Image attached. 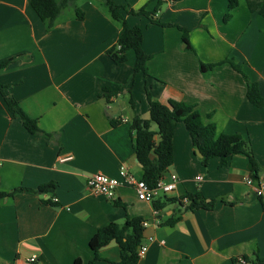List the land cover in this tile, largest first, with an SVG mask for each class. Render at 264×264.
I'll use <instances>...</instances> for the list:
<instances>
[{"label":"crops","instance_id":"0c3cea01","mask_svg":"<svg viewBox=\"0 0 264 264\" xmlns=\"http://www.w3.org/2000/svg\"><path fill=\"white\" fill-rule=\"evenodd\" d=\"M112 1L124 8L131 27L143 31L148 75L135 72L133 51L124 63L109 56L122 24L102 0H78L52 28L31 0H0V62L14 59L0 70V84L41 130L29 133L0 93V190H26L0 201V264H74L77 259L89 264L95 257L90 241L98 230L134 218L148 223L143 233L148 251L139 264L264 259V202L247 185L249 159L237 155L221 166L213 158L205 166L184 123L175 131L174 163L165 173L167 180L177 174L180 185L154 202L200 194L206 202L215 200L212 210L191 212L167 203L157 211L154 202L139 200L133 187H118L112 200L92 195L87 187L99 169L119 177L125 167L143 177L131 124L136 117L150 119L148 95L162 104L194 106L218 134L241 136L261 166L264 183V108L250 103L243 74L230 64L201 70L202 63L233 60L264 96V17L251 5L264 0H239L227 22L228 0ZM157 1L162 6L153 18L160 24L130 14L144 7L152 11ZM182 30L189 33L190 50ZM66 154L73 159L61 162ZM48 184L55 185L53 192L37 191ZM98 255L94 264L121 260L115 242Z\"/></svg>","mask_w":264,"mask_h":264},{"label":"trees","instance_id":"16d2710c","mask_svg":"<svg viewBox=\"0 0 264 264\" xmlns=\"http://www.w3.org/2000/svg\"><path fill=\"white\" fill-rule=\"evenodd\" d=\"M78 0H31V6L39 16V18L47 23L48 28L54 26L57 18L68 7H75ZM105 6L109 9L112 17L122 24V30L118 35L117 44L112 47L108 54L115 63L126 62V54L128 51H133L136 57L135 72H141L148 75L147 63L150 57L143 50V31L140 27H131L124 19L121 11L123 7L115 5L112 0H102ZM228 12L225 16L227 22L231 18V13L239 5V0H228ZM251 5L257 9V12L264 17V2H251ZM162 3L157 1L156 7L152 11H147L144 7L138 11H131L130 14L136 16H146L155 24L160 22L153 18L160 10ZM77 14L80 19L83 15L80 10ZM183 31V42L187 49H192L188 41V31ZM14 59H8L0 62V70L7 68ZM223 64H230L236 71L243 74L247 83V97L250 103L257 108H264V96L261 94L259 85L251 82L246 74L242 71V67L233 60H225L216 64H201L203 73L212 71L215 67ZM8 87L0 84V93L2 94L7 107L14 118H19L27 131L33 135L40 134L41 130L38 122L29 117L19 102L13 97L8 96L6 89ZM149 96L150 103V119L144 120L136 117L132 124L131 129L135 133L134 148L137 158L143 166L142 180L146 181L149 185H156L158 180L162 178L166 171L174 163V147L173 139L177 126L184 123L193 146L196 151L202 154V162L208 166L209 161L213 158L221 160V166H225L228 160L237 155H245L249 159V169L251 177L256 183L259 182V173L261 166L256 160L251 147L239 135L218 134L217 126L214 123L205 124L199 110L194 106L188 105L184 102L169 101L168 104L152 100ZM157 126V131L152 129V126ZM160 136V141L156 142V136ZM154 153V158L151 155ZM55 190L54 184H48L40 187L37 191L49 194ZM26 191L25 189H16L12 193H4L0 190V201L5 197L14 196L19 192ZM29 191V190H28ZM188 203L184 204L183 199H167L164 203L160 200L154 202V209L157 211L163 210L167 203H178L187 211H198L201 209L212 210L215 206V200L206 202V199L200 195H187ZM51 203L50 200L45 201ZM179 221V218L172 219L168 225H173ZM143 220L140 218L129 219L127 222L120 226L109 224L94 235L90 241V248L94 252L95 257L89 264H94L99 260V251L115 242L120 248L121 260L118 264H139L140 258L138 255V248L143 244ZM234 264H264V259L258 255L252 258L247 256L233 260ZM74 264H83L81 259H77Z\"/></svg>","mask_w":264,"mask_h":264},{"label":"built area","instance_id":"2783aa9c","mask_svg":"<svg viewBox=\"0 0 264 264\" xmlns=\"http://www.w3.org/2000/svg\"><path fill=\"white\" fill-rule=\"evenodd\" d=\"M72 159L73 155L71 154H66L59 158L61 162L70 161ZM197 180L201 181L202 177H197ZM180 182L181 180L177 174L171 173L169 180H167L166 176L164 175L158 180L156 185H149L141 178L139 179L132 175L125 167H121L119 171V177L109 176L103 169H99L92 177L88 179L87 187L92 195L103 196L109 200L115 198L118 187H133L138 193L139 200L152 203L162 196H168L174 193L178 189ZM247 185H249L254 190L257 197L264 202V183H256L250 176L247 178ZM183 198L184 204L189 202L187 197ZM147 225L148 223L143 222L144 228ZM147 251L148 245L145 243H143L138 248L140 260L146 256ZM35 260V258L30 259L31 262H34Z\"/></svg>","mask_w":264,"mask_h":264},{"label":"water","instance_id":"95a60500","mask_svg":"<svg viewBox=\"0 0 264 264\" xmlns=\"http://www.w3.org/2000/svg\"><path fill=\"white\" fill-rule=\"evenodd\" d=\"M197 154L202 157V154L200 152H198ZM151 158H154V153L151 155ZM137 161L139 162V160Z\"/></svg>","mask_w":264,"mask_h":264}]
</instances>
